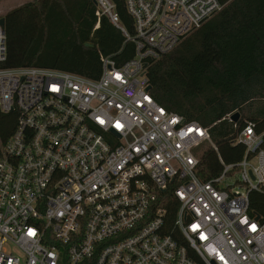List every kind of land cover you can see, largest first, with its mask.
I'll use <instances>...</instances> for the list:
<instances>
[{"label": "built area", "instance_id": "built-area-1", "mask_svg": "<svg viewBox=\"0 0 264 264\" xmlns=\"http://www.w3.org/2000/svg\"><path fill=\"white\" fill-rule=\"evenodd\" d=\"M94 1L135 50L121 66L103 57L99 79L2 67L0 25V112L17 113L0 142V264H264V222L250 211V194L264 193V132L247 123L233 142L245 155L226 165L208 129L160 105L148 77L227 3L124 0L128 35L112 0ZM207 144L223 165L211 181L199 174ZM167 190L179 202L170 234Z\"/></svg>", "mask_w": 264, "mask_h": 264}, {"label": "trees", "instance_id": "trees-1", "mask_svg": "<svg viewBox=\"0 0 264 264\" xmlns=\"http://www.w3.org/2000/svg\"><path fill=\"white\" fill-rule=\"evenodd\" d=\"M221 1L227 3L223 11L151 62L148 77L153 98L207 128L223 163L231 165L242 161L246 151L233 144L238 131L252 122L258 133L264 132V0ZM112 2L125 31L133 35L124 0ZM95 11L93 0H32L10 10L1 17L7 46L1 66L55 69L95 80L103 57L123 65L134 57V44L107 18L99 21ZM235 113L239 121L230 122L227 117ZM16 123V112H0L1 143L8 141ZM219 155L205 151L199 166L203 181L221 175ZM160 197L170 234L179 202L171 190ZM250 211L264 222V193L250 194Z\"/></svg>", "mask_w": 264, "mask_h": 264}, {"label": "rangeland", "instance_id": "rangeland-1", "mask_svg": "<svg viewBox=\"0 0 264 264\" xmlns=\"http://www.w3.org/2000/svg\"><path fill=\"white\" fill-rule=\"evenodd\" d=\"M32 0H0V18L12 9L22 6ZM209 145H204L201 150H206Z\"/></svg>", "mask_w": 264, "mask_h": 264}, {"label": "water", "instance_id": "water-1", "mask_svg": "<svg viewBox=\"0 0 264 264\" xmlns=\"http://www.w3.org/2000/svg\"><path fill=\"white\" fill-rule=\"evenodd\" d=\"M93 3L95 5V1L93 0ZM0 25L5 28V18H0ZM87 47L89 48H93L94 46L92 44H87L86 45ZM149 90H151V87L149 88ZM240 119V114L239 113H235L232 115L231 117V120L234 122V123H237Z\"/></svg>", "mask_w": 264, "mask_h": 264}]
</instances>
